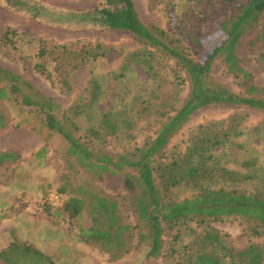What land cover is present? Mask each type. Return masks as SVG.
Listing matches in <instances>:
<instances>
[{"label":"rangeland","instance_id":"1","mask_svg":"<svg viewBox=\"0 0 264 264\" xmlns=\"http://www.w3.org/2000/svg\"><path fill=\"white\" fill-rule=\"evenodd\" d=\"M23 1L34 6V9H39L38 15L33 14L31 10L16 9L6 0H0V65L21 74L43 93L51 96L59 105L58 116L69 117L71 122H74L75 135L90 147L102 148L113 155L135 150L147 139L155 136L163 109L177 108L188 98L190 85L185 70L179 69L174 60L166 59V56H160L162 63L157 78L148 76L146 70L136 64L126 69L123 75L120 74L127 54L145 46L128 30L104 28L84 21L82 11L92 10L99 0ZM247 1L134 0V3L146 25L159 26L166 31L168 40L179 44L190 55L202 57L223 39L222 22L232 14L237 5ZM261 19L264 22V15ZM8 26L13 30V39L5 42L1 38ZM254 35L253 30L247 32L238 46V52L241 63L253 73L256 83L264 85V70L258 58V52L264 51V41L259 40L253 48L249 47L247 41ZM195 36L200 37L202 46L192 42L191 38ZM42 39L48 47L74 40L100 42L107 51L98 59L91 60L73 71L70 74L72 88L65 90L59 85L51 57L42 59L38 56ZM39 61L45 62L51 75L41 73L35 68ZM177 69L181 77L176 75ZM213 73L232 91H243L238 78L227 71L220 59L215 61ZM92 75L97 76L101 84L99 99L93 107L76 114L71 106L88 100ZM145 99L148 100V105ZM6 105L11 109L13 123L0 131V151L14 150L19 157L15 161L0 164V198L3 194L5 205L1 207L4 210H9L8 213L17 211L22 213L23 218H27L29 213H24L27 204H32L34 209L40 210L36 208L39 203L46 213L40 217L46 218L61 208L70 196L80 197L82 206L79 213L73 215L76 218L69 224L70 236L75 232L80 237L82 228L90 225L96 216L92 191L106 194L117 201V214L120 215L121 222L137 224L133 246L118 258L111 256L100 244L94 243L91 253L88 248L87 252L92 254L94 264H184L194 251L211 248V243L205 240L204 235L207 231L214 230L220 232L227 244L237 248L252 241H261L260 237L249 234L248 223L240 217L230 216L222 220L199 222L190 219L167 227L163 255L147 257L150 240H139L147 229L138 218L133 206V196L125 187L123 174H90L74 158L68 156V142L60 134L41 126L31 112H17L10 101H7ZM241 109V106L224 103L199 108L171 139L166 149L167 158H172L186 147L191 132L200 123L226 118L243 111ZM117 111L122 112L119 113L121 120L128 121H120L119 131L110 133L102 126V118L107 112ZM248 113L242 124L245 133L234 136L231 141L216 147L214 151L218 150L216 156L220 166H230L241 172L253 170L261 175L264 174V130L259 135L254 132L253 127L263 126L264 112L249 109ZM20 121H24V124L15 126ZM43 146L46 151L35 156L37 150ZM245 163L250 165L246 166ZM201 184L246 190L255 187L253 181L243 180L238 184L224 182L221 178L203 180ZM54 189L65 196L61 205H54L50 200ZM199 190V187L182 183L172 190L171 196L183 199L198 194ZM17 203L19 205L14 206ZM8 205L11 206L5 208ZM68 213L71 214V211ZM42 233L40 232V235ZM48 233L49 237L54 236L53 231ZM2 259L4 264H51L46 254L30 249L17 250L11 259L9 255L3 256Z\"/></svg>","mask_w":264,"mask_h":264},{"label":"trees","instance_id":"2","mask_svg":"<svg viewBox=\"0 0 264 264\" xmlns=\"http://www.w3.org/2000/svg\"><path fill=\"white\" fill-rule=\"evenodd\" d=\"M6 2L16 9L31 10L35 15L40 11L23 0ZM81 15L84 21L95 26L128 30L144 44L145 48L127 54L121 75L136 64L146 70L148 76L157 78L162 63L160 56H166V59L174 60L179 69L185 70L190 85L188 98L181 106L160 112V124L154 137L133 151L113 155L81 141L73 131L74 122L65 115L58 116L59 105L51 96L43 93L21 74L0 65V131L13 123L11 109L6 105L10 101L17 112H31L41 126L60 134L68 142V156L74 158L85 171L95 176H102L106 172H121L126 189L133 196L138 218L147 229L139 238L150 240L147 257L163 255L165 231L173 224L190 219L199 222L235 216L243 218L248 223L249 234L260 237L261 241H252L237 248L227 244L219 231H207L204 238L211 243V248L194 251L184 264H264V174L220 166L216 156L218 150L214 151L234 136L245 133L242 124L248 117L249 109L264 112V85L256 83L253 73L241 63L238 52V46L251 30L255 31V35L247 41L249 47L253 48L259 40L264 41V22L261 19L264 15V0H248L237 5L221 24L223 39L202 57L190 55L179 44L168 40L166 31L159 26L146 25L139 16L134 0H99L92 10L82 11ZM12 31L8 26L1 39L11 41ZM191 40L202 46L200 37L195 36ZM106 51L100 42L74 40L48 47L42 39L38 56L42 59L51 57L59 85L62 89L71 90L70 74L87 62L103 56ZM258 58L264 70V51L258 52ZM217 59L225 64L230 74L238 78L242 92L232 91L215 77L213 67ZM35 68L51 75L43 61L37 62ZM175 72L181 77L178 69ZM90 81L92 88L88 100L71 106L76 114L93 107L99 99V79L92 75ZM145 103L149 104L147 99ZM216 103L241 106L243 111L200 123L191 132L186 147L168 159V144L191 119L192 114L205 105ZM119 113L122 112H107L103 115L102 126L108 132L119 131L120 121H128L121 120ZM23 122H17L15 126H21ZM253 130L261 135L264 123L263 126L253 127ZM45 151L46 147L43 146L35 156ZM18 157L14 150L0 151V164L15 161ZM252 164L255 165L254 162ZM215 178L238 184L243 180L253 181L255 187L246 190L201 184L203 180ZM182 183L199 187L198 194L183 199L172 197V190ZM91 195L96 216L90 225L82 228L80 239L90 244H100L111 256L118 258L133 246L137 224L120 221L116 200L97 192L91 191ZM81 206L82 198L77 196H70L64 203V207L73 215L79 213ZM22 249L39 252L26 243Z\"/></svg>","mask_w":264,"mask_h":264},{"label":"crops","instance_id":"3","mask_svg":"<svg viewBox=\"0 0 264 264\" xmlns=\"http://www.w3.org/2000/svg\"><path fill=\"white\" fill-rule=\"evenodd\" d=\"M2 197L0 201L3 202L5 200ZM29 200L30 198L27 199ZM2 202H0V264L5 263L3 256L9 255L11 259L25 243L32 245L40 253L46 254L51 264H94L92 254L87 252L89 248L91 253L93 244L80 239L75 232H72L70 236L69 224L76 216L68 213L69 210L64 205L55 210L53 214L43 218L40 215H44L45 212L39 203L36 204V208L40 210L34 209L32 204H27L24 213H29V215L23 218L22 213H17V211L8 213L9 210H4L1 206L5 205V202ZM18 205L17 203L14 206ZM10 206H5V208ZM48 230L54 232L53 237H49ZM40 232H43L42 235Z\"/></svg>","mask_w":264,"mask_h":264},{"label":"built area","instance_id":"4","mask_svg":"<svg viewBox=\"0 0 264 264\" xmlns=\"http://www.w3.org/2000/svg\"><path fill=\"white\" fill-rule=\"evenodd\" d=\"M65 199V196L57 189H54L51 193L50 200L54 205H61Z\"/></svg>","mask_w":264,"mask_h":264}]
</instances>
